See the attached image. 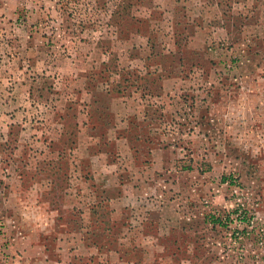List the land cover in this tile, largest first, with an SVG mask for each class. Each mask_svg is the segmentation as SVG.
Instances as JSON below:
<instances>
[{"label": "rangeland", "instance_id": "obj_1", "mask_svg": "<svg viewBox=\"0 0 264 264\" xmlns=\"http://www.w3.org/2000/svg\"><path fill=\"white\" fill-rule=\"evenodd\" d=\"M133 1L0 0V258L264 264V0Z\"/></svg>", "mask_w": 264, "mask_h": 264}, {"label": "crops", "instance_id": "obj_2", "mask_svg": "<svg viewBox=\"0 0 264 264\" xmlns=\"http://www.w3.org/2000/svg\"><path fill=\"white\" fill-rule=\"evenodd\" d=\"M113 219L114 218H112V220ZM97 220H99V219L97 218ZM4 223H5V225L7 224V227H6L7 235L9 237H11L12 233L10 234V229H8V223L7 222H4ZM97 232L98 231H94V233H91V235H94ZM106 233L108 234L109 232L107 231ZM77 246L81 247V245L76 244V247H75L76 249H74V252H75V254H77V256L81 255V258L77 257V259L75 258L73 261H72V258L68 259L67 256L64 257L63 254L60 256L59 259L54 260L50 256L49 250L45 249V247H44V250L42 252H41V249L40 250L37 249V252H34L35 254L33 255V257L31 259H29L27 261H22L21 264H76L74 262L80 261L79 259H83L82 257L86 256V254H88L90 256H93V254H94V256H95L94 258H96V255H98V254H103V255L107 256L108 253L109 254L112 253V249H108L107 245L102 246V247L101 246L97 247L96 245H93V244L89 243V244H86L85 246H83L81 253H79L80 250L77 249ZM35 248H36V246L34 245L33 249L35 250ZM15 249H16L15 246L14 247L11 246L10 251L11 250H15ZM57 250L60 251L59 249H57ZM89 250H90V252L88 253ZM114 252L118 255V257H117L118 259L117 260H118L119 264H122L123 260H124V258H123V253L124 252L122 253L119 250H115ZM10 254L11 255H10L9 260L8 259L7 260H1V258H0V264H17L18 262H17V260L15 258H14V262L12 261L13 260V255H12L11 252H10ZM70 254H73V252L70 253ZM115 262L116 261L112 259V260L101 261L100 263H97V264H114ZM129 264H135V263L132 261ZM138 264H140V263H138Z\"/></svg>", "mask_w": 264, "mask_h": 264}, {"label": "trees", "instance_id": "obj_3", "mask_svg": "<svg viewBox=\"0 0 264 264\" xmlns=\"http://www.w3.org/2000/svg\"><path fill=\"white\" fill-rule=\"evenodd\" d=\"M146 1H149V0H136V2L140 4H144ZM134 3L135 2L133 0H119V2L116 4L117 9L113 11L112 17H114L115 19H118V22H120V24L125 19L126 20L129 19V21H132V22L133 21L141 22L142 21L141 19H139L138 17H135L131 13Z\"/></svg>", "mask_w": 264, "mask_h": 264}]
</instances>
